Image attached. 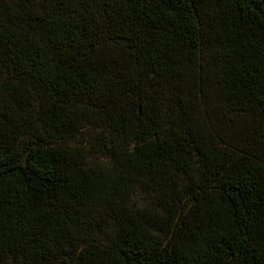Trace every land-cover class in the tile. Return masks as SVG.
<instances>
[{"label": "trees", "instance_id": "16d2710c", "mask_svg": "<svg viewBox=\"0 0 264 264\" xmlns=\"http://www.w3.org/2000/svg\"><path fill=\"white\" fill-rule=\"evenodd\" d=\"M0 264H264V0H0Z\"/></svg>", "mask_w": 264, "mask_h": 264}, {"label": "rangeland", "instance_id": "374dc122", "mask_svg": "<svg viewBox=\"0 0 264 264\" xmlns=\"http://www.w3.org/2000/svg\"><path fill=\"white\" fill-rule=\"evenodd\" d=\"M100 159V157H96V160Z\"/></svg>", "mask_w": 264, "mask_h": 264}]
</instances>
